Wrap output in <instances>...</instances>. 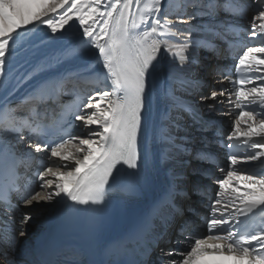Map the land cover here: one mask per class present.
<instances>
[{
	"label": "snow or ice",
	"instance_id": "snow-or-ice-1",
	"mask_svg": "<svg viewBox=\"0 0 264 264\" xmlns=\"http://www.w3.org/2000/svg\"><path fill=\"white\" fill-rule=\"evenodd\" d=\"M246 17L247 36L259 37L260 42L247 46L231 67L216 66L217 83L228 87L212 88L207 96L199 97L212 100L209 109L220 115L235 111L227 143L222 142L229 150L227 164L217 165L224 175L213 180L218 188L206 217L207 234L185 223L179 233L183 241L178 237L165 242L186 243L188 250L161 249L163 255L182 259H160L159 264H264V0H0V89L8 94L22 84L30 89L19 103L0 104V112L7 114L0 127L18 142H26L34 153L45 154L18 153L7 146L0 150V209L7 216L0 220V236L8 241L0 257L6 264H19L14 255L18 237L9 235V224L16 223L14 212L20 217L15 231L23 237L37 210L34 205L97 210L107 203L122 175L121 191L137 193L147 179L150 158L165 163L186 155L189 163H217L215 153L191 150L177 135L181 113L205 127L211 123L204 122L180 93L202 87L193 72V66L201 62L197 55L201 49L218 54L216 41H224L227 58H231L234 42L228 37L242 43L241 32L246 30L236 20ZM73 21L81 30L78 40L56 52L38 47L29 70L14 75L17 47L31 39L30 33L36 34L34 29L46 33L42 43H60ZM74 61L80 63L69 67ZM165 61V81L157 89L154 78ZM85 84H94L96 90L82 98ZM62 92L75 96V110L65 107L58 117H49L50 110L44 105ZM157 95L165 107L159 126L150 134L153 151L143 141L149 134L152 100ZM217 104H227L229 110L216 109ZM17 112L26 115L17 116ZM74 121L82 122L85 135L73 133L78 127ZM240 147L245 151L240 152ZM34 163L39 167L32 180L27 172ZM22 164L24 176L17 171ZM191 175L211 178L201 168H193ZM170 176L162 197L130 240L140 242L152 233L153 220L165 208L183 214L175 201L188 197L189 191L177 184L174 172ZM204 191L199 180L192 183L193 194ZM257 217L260 222L253 223ZM160 238L151 240L152 246H158ZM149 251L145 247L144 254Z\"/></svg>",
	"mask_w": 264,
	"mask_h": 264
},
{
	"label": "bare ground",
	"instance_id": "bare-ground-1",
	"mask_svg": "<svg viewBox=\"0 0 264 264\" xmlns=\"http://www.w3.org/2000/svg\"><path fill=\"white\" fill-rule=\"evenodd\" d=\"M251 0L248 1V3ZM62 11V10H61ZM224 13L221 12L219 14V18H223ZM236 22L242 26L243 29L246 31L244 32V35L250 39L252 44H258L260 42L259 37H257L255 40H252L250 37L247 36V28H249V25L247 23V19L239 20L237 19ZM68 27V26H66ZM178 27H186V25H178ZM250 30V29H249ZM35 35L29 34L31 36V39L24 42L22 47H17V55L15 56L14 62L17 71L14 73V75L18 74L21 71H24L25 69L30 67V64L33 61L32 53L38 48H43L47 52H56L59 50L61 46H68L73 41H76L81 36V30L79 29V25L77 22L73 21L71 22V27L69 28V34L63 41L60 43H42L41 38L46 36V33L44 31H37L34 29ZM59 35V34H58ZM232 37V36H229ZM233 41H236V38H232ZM217 45L219 46V53L214 54L212 52L204 51L201 49L197 55L200 58V64L193 66V72L196 77H198L202 81V87L199 90H194L190 92L180 93L184 96V98L189 101L193 107L200 113L202 119L204 122H213V126L208 129V127H205L204 124L194 121L192 117L188 113H181V117L179 120L180 125L182 126L180 131L177 133L178 136L183 137L185 139V143L189 146L191 150H199V149H206L208 151H213L215 153H221L220 152V145H219V139L217 138L215 134V124L221 123L223 126H225V132L228 134L230 133L232 129V124L235 118V111H233L232 115H220L216 112L214 109H209L208 105L213 104L214 102L212 100H206L201 101L199 97L201 95L207 96L212 88H220V87H228L227 84L221 85L217 83V80L219 79V76L216 75L215 69L217 65L220 66H229L232 65L226 60H221V57H224V52L227 49V46L221 41H216ZM245 42L242 43L244 46ZM237 45L234 46L236 48ZM92 53H96L95 49L91 50ZM214 56V58H210L211 56ZM220 55V58L218 56ZM215 58L219 59L215 62ZM90 61L93 59V57L88 58ZM27 61V63H26ZM215 62V63H214ZM78 63V61H74L70 63L69 67H75ZM234 63V62H233ZM167 72V61L163 62L159 66V71L156 74L154 81L157 86V89L163 86L165 81V74ZM94 84H85L82 85L81 88L83 91L81 92V96L83 98H86V95H91V92L94 91ZM100 87H103L101 85ZM29 87L26 84H22L19 86L17 91L8 98L7 102H11L12 104H16L18 99H21L23 96L27 94L29 91ZM96 90V89H95ZM89 91H91L89 93ZM71 98L70 94H66L62 92L58 99L52 100L51 104L46 103L47 108L50 106L52 110L56 109L58 100L65 101ZM219 99H224L223 97H218ZM3 103V104H4ZM164 102L157 96H154V129L159 126L161 122V115L164 111ZM216 109H223V111L227 112L229 110V106L227 104L221 105L217 104ZM238 111V110H236ZM4 115V120L7 119V114ZM17 116H24L26 115L25 112H17L15 113ZM82 122L78 121V129L76 130L77 134L85 135L87 132V129H84L81 126ZM203 130H208L207 132H204ZM226 139V138H225ZM28 138H26V141ZM211 141V143H209ZM0 142L3 145V148L6 146L9 148H14L18 153H25V152H32L33 155L37 156H44V153L36 154L32 149H28L26 146V142H18L15 135H11L9 133L3 132V129H0ZM153 151H155V146H150ZM189 157L186 155H179L175 159L169 160L165 163H158L155 159V157L150 158L149 161V168H150V182L148 183L149 191L153 197H156L159 195L160 190L163 189L165 186L164 181V174L174 172L175 174H187L186 171H189V169L193 168H201V169H207L210 173L211 179L208 182V179H202L199 177H194L191 175V172L189 175L185 177L184 181L185 184H188L185 188L188 189V191H191V185L193 182L199 180L201 185L204 186L205 191L204 195H197V194H190L188 197H178L175 201L176 205L179 206V208L183 209L182 215H176L174 209H170V211L174 210L173 212V218L169 219L168 213L166 210L168 208H165L162 210L161 215L164 217H167L169 220V224L166 228L163 229V232L161 233L163 238H160L158 242V246L155 249L154 255L155 258L158 257L159 259L169 260V259H182V257L179 256H173L169 257L166 255H163L161 252V249H163L165 252L170 249H180V250H188L187 244H176V243H167L165 242L166 239L170 238L173 240H176L178 237L180 240H184V236H180V229L185 224L188 223L192 226V228H197L201 225L200 221L201 218L208 216L209 213V205L211 201L215 198V191L218 188V185L213 183L214 179H220L223 178V173L217 170L214 174V171H211V168L215 166V164H204L196 160H192L191 164L189 163ZM223 159V157H221ZM59 163V161H57ZM227 162H220L219 166H226ZM21 167L24 169V165L22 164ZM39 167L38 164H33V167L28 170L27 175L32 180H35L36 177L33 175L36 168ZM213 172V173H212ZM22 175H25V172L23 171ZM70 203V202H69ZM22 210L27 211V209H23V206H20ZM34 207L37 209L33 212V219L26 225V235L23 237L18 236V241L15 244V257L16 260L19 261V264H33L37 257L38 253L37 250L39 247H41L45 241L48 239L52 231L62 225L65 221L68 220L69 216L71 215L73 210H66L63 206H56L53 207L51 204L42 203L40 205H34ZM15 217L16 223H12V228L15 231V229L18 227V221H19V214L16 213L13 215ZM191 230V229H190ZM6 249V248H4ZM160 261V260H159ZM0 264H6L5 259L3 257H0ZM159 264V262H158Z\"/></svg>",
	"mask_w": 264,
	"mask_h": 264
},
{
	"label": "rangeland",
	"instance_id": "rangeland-1",
	"mask_svg": "<svg viewBox=\"0 0 264 264\" xmlns=\"http://www.w3.org/2000/svg\"><path fill=\"white\" fill-rule=\"evenodd\" d=\"M248 17H250V16H248ZM246 28H247V30H249V28L246 26ZM211 58V57H210ZM217 60H219V59H217V58H215V62L217 61ZM214 62V63H215ZM204 132H207L208 130H203ZM214 168V167H213ZM213 168H211V171L213 170ZM188 171H186V173H187ZM213 173V172H212ZM188 174V173H187ZM187 174H185L186 176H187ZM214 174H216L215 172H214ZM184 175V178L186 177ZM189 175V174H188ZM209 179V178H208ZM184 180V179H183ZM208 182H209V180H208ZM174 210H172V211H170V209L168 208L167 210H166V212L168 213V216H169V219L170 218H173V212ZM171 240H173V237H172V239ZM19 262V261H18Z\"/></svg>",
	"mask_w": 264,
	"mask_h": 264
}]
</instances>
